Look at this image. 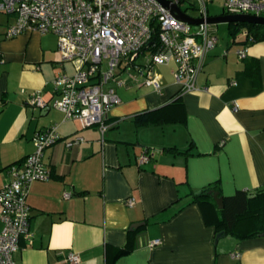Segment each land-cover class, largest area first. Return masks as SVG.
<instances>
[{"label": "crops", "instance_id": "crops-1", "mask_svg": "<svg viewBox=\"0 0 264 264\" xmlns=\"http://www.w3.org/2000/svg\"><path fill=\"white\" fill-rule=\"evenodd\" d=\"M14 20L0 13V189L10 179L8 169L34 152L36 133L57 126L60 136L43 152L49 179L30 187L33 238L20 241L16 264H70L69 252L79 256L77 264H264V234L241 240L225 234L215 243L218 213L193 202L215 184L223 197L264 191V41L214 48L194 93H179L173 63L172 80L155 72L160 66L153 69L161 92L138 77L129 87L115 83L131 94L107 112L102 136L51 107L52 81L73 72L61 62L56 37L5 39ZM241 47L247 50L243 60L236 54ZM128 68L122 63L118 70ZM34 91L45 109L27 103ZM175 99L178 104L168 105ZM146 111H158L160 121L136 125L133 116ZM75 137L82 142L67 148ZM144 149L158 153L140 165ZM157 239L161 243L149 247Z\"/></svg>", "mask_w": 264, "mask_h": 264}, {"label": "built area", "instance_id": "built-area-1", "mask_svg": "<svg viewBox=\"0 0 264 264\" xmlns=\"http://www.w3.org/2000/svg\"><path fill=\"white\" fill-rule=\"evenodd\" d=\"M170 1L181 6L179 0ZM197 1L201 4L199 17L207 18L206 1ZM222 1L228 15L264 17V0ZM0 13L15 19L5 28V39L23 33L56 37L61 62L71 64L73 72L52 81L51 107L60 111L64 120L78 121L81 129L97 127L102 136L108 129L107 112L121 103L115 89L108 85L116 82L115 70L122 63L137 71L143 86L153 87L156 92H161L162 82L153 69L173 63L179 93H194L205 59L217 42L210 25L180 22L156 0H0ZM242 36L248 35L243 32ZM236 54L243 60L246 47ZM141 55L146 57L144 65L137 63ZM27 103L39 109L47 107L39 91L31 92ZM59 140L57 126L36 133L32 138L34 152L8 169L10 179L0 189V264H16L13 254L19 250L20 241L32 242L27 197L32 183L49 179L42 162L43 152ZM82 140L75 137L65 146L71 148ZM156 153L144 149L138 163H149ZM69 196L63 194L64 199ZM134 204L132 198L126 201L127 206ZM160 243L153 240L149 247ZM65 261L77 264L80 259L69 252Z\"/></svg>", "mask_w": 264, "mask_h": 264}, {"label": "trees", "instance_id": "trees-1", "mask_svg": "<svg viewBox=\"0 0 264 264\" xmlns=\"http://www.w3.org/2000/svg\"><path fill=\"white\" fill-rule=\"evenodd\" d=\"M183 0H179L181 5ZM223 14H226L225 11ZM246 32L247 37H243L242 33ZM158 28H155L154 39L156 40ZM228 36L232 45H245L249 43L248 38L252 39L250 43L264 41V26L247 23H231L228 24ZM241 36V37H240ZM242 38L243 40L238 41ZM179 99V98H178ZM178 99L171 101L168 105L178 104ZM158 111H146L133 116L136 125H149L160 121ZM164 121V120H163ZM150 150V149H148ZM169 152L181 153L176 148L167 149ZM183 154L187 155V151ZM18 162L15 165H18ZM14 166V165H13ZM210 191H215L222 196L220 187L215 184L214 187L209 186L203 189L199 194L194 195L193 202L205 206H211L218 213L216 217L217 233L223 232L228 236H232L238 240L255 237L264 234V191H258L255 194H247L243 191H237L231 197H223V209L219 210ZM127 252L126 250H124Z\"/></svg>", "mask_w": 264, "mask_h": 264}, {"label": "rangeland", "instance_id": "rangeland-1", "mask_svg": "<svg viewBox=\"0 0 264 264\" xmlns=\"http://www.w3.org/2000/svg\"><path fill=\"white\" fill-rule=\"evenodd\" d=\"M206 1V9H207V16L208 17H215L219 16L224 13L223 9V1L222 0H205ZM181 9L185 11L189 16L197 18L200 16V9H201V4L197 0H183L181 4ZM211 29L214 30V36L217 38V45L215 47L216 52L221 51L222 49H225V46L230 45L234 50H236V45L233 47L231 45L230 38L228 36V24H218V25H211ZM241 37V36H240ZM241 39V38H240ZM237 52V51H236ZM140 57L144 58V61L141 60V63L143 65L147 62L146 57L144 55H141ZM139 57V58H140ZM138 58V59H139ZM173 69V64H168L166 66H160L156 69L155 72L159 73L162 75V77L167 81V80H172L170 76V71ZM116 76V82H124V84L131 86L133 84V81L135 80L134 78L139 75L137 74V71L134 70L133 68H128L124 70V72H120V70L116 69L115 71ZM136 75V76H135ZM137 78V77H136ZM132 80V81H131ZM116 82H111V86H115ZM136 85V83H135ZM117 88L116 92L118 96L120 97V100L122 102H125L128 100V97L130 96L127 94V90L125 88ZM136 87V86H135ZM144 92V90H143ZM227 239L232 240L230 236H227Z\"/></svg>", "mask_w": 264, "mask_h": 264}, {"label": "water", "instance_id": "water-1", "mask_svg": "<svg viewBox=\"0 0 264 264\" xmlns=\"http://www.w3.org/2000/svg\"><path fill=\"white\" fill-rule=\"evenodd\" d=\"M164 9L168 10L170 14L176 18L178 21L189 24L191 26H198L200 24L206 23L207 25H218V24H231V23H247V24H257L264 26V17H257L253 15H228L221 14L215 17L207 18H194L189 16L185 11H183L179 5L173 3L170 0H156ZM209 194L215 201L218 209H223V197L219 196L218 192L210 191ZM136 226L133 225L130 229H134ZM224 233L220 232L216 234L215 243L222 237Z\"/></svg>", "mask_w": 264, "mask_h": 264}]
</instances>
